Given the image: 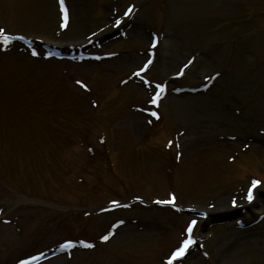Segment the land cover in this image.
I'll use <instances>...</instances> for the list:
<instances>
[{
    "label": "rangeland",
    "instance_id": "1",
    "mask_svg": "<svg viewBox=\"0 0 264 264\" xmlns=\"http://www.w3.org/2000/svg\"><path fill=\"white\" fill-rule=\"evenodd\" d=\"M63 7L0 0V28L34 41H0V264L69 239L73 250L39 264H165L189 220L193 248L173 264H264V0ZM44 43H87L92 56L44 58ZM105 151L116 175L96 177ZM169 193L175 206L150 202Z\"/></svg>",
    "mask_w": 264,
    "mask_h": 264
},
{
    "label": "snow or ice",
    "instance_id": "2",
    "mask_svg": "<svg viewBox=\"0 0 264 264\" xmlns=\"http://www.w3.org/2000/svg\"><path fill=\"white\" fill-rule=\"evenodd\" d=\"M60 3H61V12L63 13L64 12L63 0H60ZM131 8H132V6L130 5L129 9L124 12L125 16L129 15V12L131 11ZM116 23L119 24L120 21L117 20ZM61 26L63 27V24ZM22 38L23 37H19V39H22ZM11 39H12V37H10L9 35L5 34L4 30L2 28H0V41H3L4 44H8ZM153 44H155V38H153ZM35 54L36 53L33 52V55H35ZM141 71H143V69H141ZM136 75H139V72H137ZM205 79H207V77H205ZM77 83H80V82L77 81ZM163 89H164L163 85H157V94L153 95V97L149 101V103L155 104L156 100L158 98V95L163 92ZM152 115L155 116L156 113L153 112ZM169 143H171V141H169ZM230 159H231V157H230ZM258 184H259V181H257L256 179H253L250 182V184L248 186L247 194H246V199H248V200H252L253 199V189ZM173 202H174V197L172 196L171 193H169V199H167V200H157L156 201V203H159V204H173ZM111 203L112 204H116V201H112ZM233 204H235L234 200H233ZM195 223H196L195 220L189 221L188 222V226L185 229V232H190L192 230L193 225ZM110 235H111V232H109L107 236H101L100 239L101 240H106V239H108V236H110ZM79 243L81 245L85 246V247H91L92 246L90 244H85L84 241H80ZM191 243H192V240L190 238L182 239L179 242L178 247L174 248L171 251V254L167 257V264H172V261L174 259L184 255L185 250L189 247V245H191ZM71 246H72V241L66 240L63 244L60 245V248L64 249V248H68V247H71ZM35 259H37L36 256H30L29 257V260H35ZM20 264H28V262L27 261H21Z\"/></svg>",
    "mask_w": 264,
    "mask_h": 264
}]
</instances>
